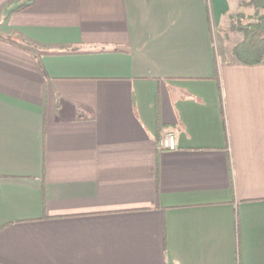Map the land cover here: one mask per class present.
Returning a JSON list of instances; mask_svg holds the SVG:
<instances>
[{
  "label": "crops",
  "instance_id": "0c3cea01",
  "mask_svg": "<svg viewBox=\"0 0 264 264\" xmlns=\"http://www.w3.org/2000/svg\"><path fill=\"white\" fill-rule=\"evenodd\" d=\"M226 3L0 0V264H264V63L220 59Z\"/></svg>",
  "mask_w": 264,
  "mask_h": 264
},
{
  "label": "rangeland",
  "instance_id": "374dc122",
  "mask_svg": "<svg viewBox=\"0 0 264 264\" xmlns=\"http://www.w3.org/2000/svg\"><path fill=\"white\" fill-rule=\"evenodd\" d=\"M219 23H214V32L221 37V46H218L220 59L227 61L235 60L231 50L241 40V35L235 30L239 22L247 23L256 21L259 16L264 15V9L257 8L250 0H227L222 5ZM218 22V21H217Z\"/></svg>",
  "mask_w": 264,
  "mask_h": 264
},
{
  "label": "trees",
  "instance_id": "16d2710c",
  "mask_svg": "<svg viewBox=\"0 0 264 264\" xmlns=\"http://www.w3.org/2000/svg\"><path fill=\"white\" fill-rule=\"evenodd\" d=\"M257 8L264 9V0H250ZM241 35V40L232 47L231 55L239 63L244 65H257L264 63V15L259 16L253 22H239L234 27ZM215 79L218 83L221 103L223 104L222 85L218 68L215 69ZM158 144L160 138L158 139ZM237 231L239 223L237 220Z\"/></svg>",
  "mask_w": 264,
  "mask_h": 264
},
{
  "label": "built area",
  "instance_id": "2783aa9c",
  "mask_svg": "<svg viewBox=\"0 0 264 264\" xmlns=\"http://www.w3.org/2000/svg\"><path fill=\"white\" fill-rule=\"evenodd\" d=\"M160 148L174 150L176 148L175 134L172 131H165L159 142Z\"/></svg>",
  "mask_w": 264,
  "mask_h": 264
}]
</instances>
